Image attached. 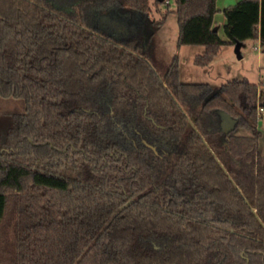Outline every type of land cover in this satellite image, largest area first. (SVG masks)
I'll list each match as a JSON object with an SVG mask.
<instances>
[{"label":"trees","instance_id":"1","mask_svg":"<svg viewBox=\"0 0 264 264\" xmlns=\"http://www.w3.org/2000/svg\"><path fill=\"white\" fill-rule=\"evenodd\" d=\"M218 1L175 0L178 47L202 46L200 67L248 40L264 53V0L225 8V38ZM73 6L0 0V264H264V88L183 83L178 56L162 76L150 0Z\"/></svg>","mask_w":264,"mask_h":264},{"label":"rangeland","instance_id":"2","mask_svg":"<svg viewBox=\"0 0 264 264\" xmlns=\"http://www.w3.org/2000/svg\"><path fill=\"white\" fill-rule=\"evenodd\" d=\"M60 9L69 15H74L76 10L74 3L76 0H51ZM157 0H150L149 18L153 21H161L165 16L166 20L161 29L150 40L145 50H149L150 59L153 64L158 68L159 73L164 76L168 66L171 64L175 56L179 58L180 79L183 83H207L215 88L226 84L233 79H248L251 83L259 84V88H264V53L261 49V44L256 40H248L241 47L240 59L236 53L235 46L226 45L221 47L212 63L207 67H200L194 63L195 57L204 52L202 46H182L178 47L177 40L179 36V25L177 16L174 12L176 8L175 0H168L167 3H157ZM240 0H219L218 13L215 16L217 27L219 28V35L225 38L223 26L226 22L223 10L230 6L237 4ZM128 13L124 15L128 17ZM92 16L100 19H106L108 14L95 15L94 11ZM108 15V16H107ZM111 17V16H109ZM94 20V19H93ZM92 20V21H93ZM91 23L94 27L98 28L97 21ZM124 22V21H123ZM108 22L99 24V27L105 26ZM109 24V23H108ZM142 24V23H141ZM116 26H106L114 34L118 35L121 32L127 34H137V28L128 23H120ZM140 33V32H139ZM143 33V32H142ZM134 34V35H135ZM2 108H20L19 103H4ZM261 117L258 123V129L261 132L259 139L260 151L264 156V111L260 112ZM240 135H250V132L245 129H238L236 131ZM13 230L9 223H5L0 228V250L8 248V243L13 238Z\"/></svg>","mask_w":264,"mask_h":264},{"label":"water","instance_id":"3","mask_svg":"<svg viewBox=\"0 0 264 264\" xmlns=\"http://www.w3.org/2000/svg\"><path fill=\"white\" fill-rule=\"evenodd\" d=\"M159 2L163 3L165 0H158ZM127 15L130 16V13H128ZM215 31L218 30V28H215L214 29ZM241 43H237L235 45V48H236V53L238 55V57L241 59L242 56H241ZM220 115H221V118H222V130L226 133L228 132H231L235 129V124H236V121L231 118V116H229L227 113L225 112H220Z\"/></svg>","mask_w":264,"mask_h":264},{"label":"flooded vegetation","instance_id":"4","mask_svg":"<svg viewBox=\"0 0 264 264\" xmlns=\"http://www.w3.org/2000/svg\"><path fill=\"white\" fill-rule=\"evenodd\" d=\"M108 16V15H107ZM111 16V17H109ZM106 19H104L103 17L100 18V23L103 24V22H108L107 24H104L105 26H116L119 27L118 25L121 23H123V20H121L124 17H121L120 20H118V18L114 17L115 15H109ZM124 16V15H123Z\"/></svg>","mask_w":264,"mask_h":264},{"label":"built area","instance_id":"5","mask_svg":"<svg viewBox=\"0 0 264 264\" xmlns=\"http://www.w3.org/2000/svg\"><path fill=\"white\" fill-rule=\"evenodd\" d=\"M259 110H260V112H263L264 111V108L263 107H260Z\"/></svg>","mask_w":264,"mask_h":264},{"label":"crops","instance_id":"6","mask_svg":"<svg viewBox=\"0 0 264 264\" xmlns=\"http://www.w3.org/2000/svg\"><path fill=\"white\" fill-rule=\"evenodd\" d=\"M226 23V22H225ZM218 28V27H217ZM219 29V28H218ZM204 52V51H203Z\"/></svg>","mask_w":264,"mask_h":264}]
</instances>
